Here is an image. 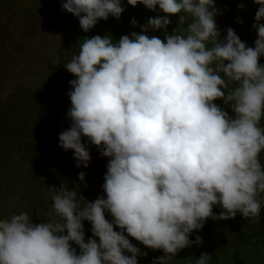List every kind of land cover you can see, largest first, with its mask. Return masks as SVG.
<instances>
[{
  "label": "clouds",
  "instance_id": "1",
  "mask_svg": "<svg viewBox=\"0 0 264 264\" xmlns=\"http://www.w3.org/2000/svg\"><path fill=\"white\" fill-rule=\"evenodd\" d=\"M252 2L258 6L252 47L231 27L222 35L214 0H127L163 15L118 41L110 34L82 39L63 67L75 79L67 93L70 125L58 146L73 153L78 168L89 166V144L107 158L104 195L89 201L80 193L84 172L71 188L46 186L51 203L42 222L28 212L0 219V264H138L147 253L132 240L163 252L153 264H169L181 250L202 245V237L189 236L208 219L240 214L259 222L264 0ZM121 5L61 0V11L88 33L98 21L118 20ZM173 16L177 27L169 33ZM131 24L137 27L135 19ZM156 31L163 39L149 35ZM84 222L91 225L87 240ZM211 259L201 253L196 264Z\"/></svg>",
  "mask_w": 264,
  "mask_h": 264
},
{
  "label": "trees",
  "instance_id": "2",
  "mask_svg": "<svg viewBox=\"0 0 264 264\" xmlns=\"http://www.w3.org/2000/svg\"><path fill=\"white\" fill-rule=\"evenodd\" d=\"M214 2L218 10L215 20L222 35L226 28L231 27L249 47L254 46L256 33L252 24L258 6L252 0ZM239 4L244 5L243 10H238ZM121 6L125 11L118 20L110 16L107 21H98L88 33L80 29L77 18L62 12L61 26L58 27L59 63L51 78L27 98L5 101L0 106V200L15 199V196L24 193L30 197L32 209L45 213L51 203L46 197V186H59L62 183L71 188L79 183L77 177L80 172L85 173L87 185H80L83 196L92 201L97 196L104 195L102 184L107 158H102L96 147L89 144V166L78 168L73 153L58 146L60 132L70 125L66 118L70 108L67 93L71 90L69 81L75 79L63 67L72 55L78 53L85 36L90 38L110 34L118 41L121 35L139 32V26L145 24L149 17L163 15L159 11H148L140 4L133 8L127 4V0H122ZM133 19L137 21V27L132 26ZM186 26L178 25L181 30ZM176 27L177 17L173 16L167 31L170 33ZM149 35L163 39L164 34L156 31ZM259 63L264 65V57L260 58ZM215 103L224 107L220 100ZM225 110L232 115L230 109ZM261 126H264V118ZM82 143H88L86 138H82ZM260 160L264 164V152L261 153ZM258 199L261 201L258 223H252L240 214L229 220L208 219L201 230L193 231L189 236L190 240H194L196 236L202 237V245L181 250L169 264H196V259L205 252L212 256L209 264H264V194ZM221 211L219 206L213 208L216 215ZM107 218L111 219L110 216ZM84 230L87 240L91 236L90 228ZM131 242L147 253L144 257H138V264H153L155 259L163 255V252L147 249L135 240Z\"/></svg>",
  "mask_w": 264,
  "mask_h": 264
},
{
  "label": "rangeland",
  "instance_id": "3",
  "mask_svg": "<svg viewBox=\"0 0 264 264\" xmlns=\"http://www.w3.org/2000/svg\"><path fill=\"white\" fill-rule=\"evenodd\" d=\"M62 12L61 0H0V106L27 98L51 78L59 63ZM21 212L34 222L46 219V212L32 209L24 193L0 200V219ZM84 228L91 225L84 222Z\"/></svg>",
  "mask_w": 264,
  "mask_h": 264
}]
</instances>
